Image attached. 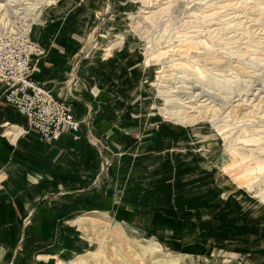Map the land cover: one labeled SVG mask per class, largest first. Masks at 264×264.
Masks as SVG:
<instances>
[{
    "label": "rangeland",
    "instance_id": "1",
    "mask_svg": "<svg viewBox=\"0 0 264 264\" xmlns=\"http://www.w3.org/2000/svg\"><path fill=\"white\" fill-rule=\"evenodd\" d=\"M23 23L35 69L68 48L56 98L87 150L0 264L26 227L28 264H264V0H0V33Z\"/></svg>",
    "mask_w": 264,
    "mask_h": 264
},
{
    "label": "crops",
    "instance_id": "2",
    "mask_svg": "<svg viewBox=\"0 0 264 264\" xmlns=\"http://www.w3.org/2000/svg\"><path fill=\"white\" fill-rule=\"evenodd\" d=\"M44 46L49 45L47 46L46 43ZM49 47L48 54L36 62V70L31 78L52 96L58 97L63 95L60 87L66 69L68 48L65 47L64 50L62 47L61 49L55 46ZM85 83L89 88L88 81ZM2 92L3 86L0 85V97ZM59 99L69 103L60 97ZM12 109L0 99V124L9 122L25 127V118ZM71 109L75 119L84 115L85 110L81 101L74 103ZM77 134L79 137V132ZM83 147L80 137L73 141L69 134L61 135L56 142L50 144L39 141L32 133L16 139L13 143L0 136V169L7 176L4 183L0 180V261L8 258L11 247L18 239L22 219L30 212H33V215L36 214L33 210L37 200L47 194L50 189L64 190L71 187L69 183L75 181V178L70 181L67 177L65 179L62 177L66 168L72 167L68 158L83 152ZM86 150L87 148L84 147V152ZM66 164L69 165L66 166ZM27 175L38 176L40 181L37 184H29L26 180ZM49 180L52 182L49 183ZM42 218L34 223L37 224L36 233L41 236L45 234L44 224L47 223ZM23 235L22 250L15 257L14 264H28V242H31V239H28V227L25 228Z\"/></svg>",
    "mask_w": 264,
    "mask_h": 264
},
{
    "label": "built area",
    "instance_id": "3",
    "mask_svg": "<svg viewBox=\"0 0 264 264\" xmlns=\"http://www.w3.org/2000/svg\"><path fill=\"white\" fill-rule=\"evenodd\" d=\"M42 54L29 39V24L18 25L10 32L0 33V99L25 118L27 133L34 134L45 144L56 142L61 135L78 139V120L71 105L51 95L32 80L36 70L33 57Z\"/></svg>",
    "mask_w": 264,
    "mask_h": 264
},
{
    "label": "bare ground",
    "instance_id": "4",
    "mask_svg": "<svg viewBox=\"0 0 264 264\" xmlns=\"http://www.w3.org/2000/svg\"><path fill=\"white\" fill-rule=\"evenodd\" d=\"M173 119H174V118H173ZM179 120H181V119H179ZM149 254H151L153 257H158V256L163 255V254L165 255V253L157 252V251H156V252H152V251H151V252H149ZM168 257H169V256H168ZM158 261H159V260H157V263H158ZM160 262H161V261H160ZM168 263H169V262H168ZM168 263H167V264H168ZM170 263H171V262H170ZM170 263H169V264H170ZM72 264H74V263H72Z\"/></svg>",
    "mask_w": 264,
    "mask_h": 264
}]
</instances>
